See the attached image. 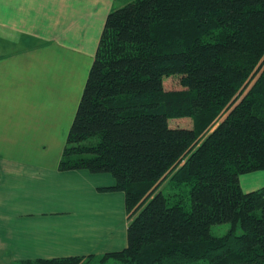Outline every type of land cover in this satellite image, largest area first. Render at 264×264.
Masks as SVG:
<instances>
[{
	"label": "trees",
	"instance_id": "trees-1",
	"mask_svg": "<svg viewBox=\"0 0 264 264\" xmlns=\"http://www.w3.org/2000/svg\"><path fill=\"white\" fill-rule=\"evenodd\" d=\"M58 169L113 176L126 246L29 264H264V186L240 185L264 169V0L111 9Z\"/></svg>",
	"mask_w": 264,
	"mask_h": 264
},
{
	"label": "crops",
	"instance_id": "crops-1",
	"mask_svg": "<svg viewBox=\"0 0 264 264\" xmlns=\"http://www.w3.org/2000/svg\"><path fill=\"white\" fill-rule=\"evenodd\" d=\"M116 0H0V264L126 246L111 174L59 170L107 13ZM264 186V169L240 175Z\"/></svg>",
	"mask_w": 264,
	"mask_h": 264
},
{
	"label": "rangeland",
	"instance_id": "rangeland-1",
	"mask_svg": "<svg viewBox=\"0 0 264 264\" xmlns=\"http://www.w3.org/2000/svg\"><path fill=\"white\" fill-rule=\"evenodd\" d=\"M129 1V0H116V7H119L122 5L124 2ZM114 7V8H116ZM166 86L167 87H173V80L168 79L166 80ZM168 123L171 127H189L191 125V119L189 117H173L168 119ZM161 188H164V183L161 186ZM230 228L229 223H220V224H214L210 227V232L212 235L215 236H221L225 234ZM241 230H237V234H241Z\"/></svg>",
	"mask_w": 264,
	"mask_h": 264
}]
</instances>
